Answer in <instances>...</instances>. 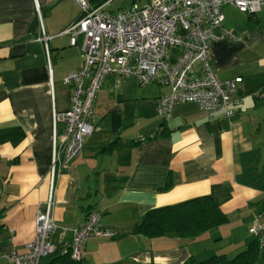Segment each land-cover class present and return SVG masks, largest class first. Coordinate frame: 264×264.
<instances>
[{
	"label": "crops",
	"instance_id": "crops-1",
	"mask_svg": "<svg viewBox=\"0 0 264 264\" xmlns=\"http://www.w3.org/2000/svg\"><path fill=\"white\" fill-rule=\"evenodd\" d=\"M37 1L52 37L51 75L35 41L34 0H0V264H10L12 252L29 251L35 216L51 190L53 220L67 231L63 243H70L71 231L90 213L103 230L115 233L114 239L86 241L82 264L232 259L254 239L251 228L259 225L264 236V9L249 16L225 7L223 29L237 40L218 38L211 46L217 80L242 79L241 104L232 118H209L196 105L184 104L162 122L155 104L167 88L158 81L140 87L133 78L107 77L92 112L95 131L52 183V114L70 108L73 90L62 80L82 67L79 45L70 46L62 32L80 18L81 9L75 0ZM106 3L108 10L114 0ZM215 35L220 37L219 31ZM63 128L57 125L58 136ZM114 141L116 147L101 151ZM168 180L170 188L163 191ZM203 197L214 200L227 224L193 239L134 233L148 212ZM55 243L60 252L57 238Z\"/></svg>",
	"mask_w": 264,
	"mask_h": 264
},
{
	"label": "built area",
	"instance_id": "built-area-1",
	"mask_svg": "<svg viewBox=\"0 0 264 264\" xmlns=\"http://www.w3.org/2000/svg\"><path fill=\"white\" fill-rule=\"evenodd\" d=\"M57 0H45L51 5ZM81 9L80 18L62 35L70 37V46L79 45L82 67L64 76L62 82L71 87L70 108L53 112V150L50 179L65 170L83 150L85 139L95 131L92 112L104 80L113 76L119 82L133 78L140 87L154 81L168 89L157 100L155 112L162 122L172 117L177 105L194 104L209 118L221 115L230 119L241 104L237 97L236 78L220 83L211 65L212 43L220 39L237 40L223 29L222 10L232 7L253 16L264 9V0H151L143 5L133 3L125 10L110 12L107 3L92 6L75 0ZM38 36L51 75L52 55L43 22L42 6L34 0ZM219 31L220 37L215 35ZM64 126L60 136L57 125ZM145 141V138L142 139ZM53 193H49L43 211L35 216V236L25 254L12 252L10 264H41L59 248L74 262L83 260L82 246L93 237L114 239L115 233L103 230L99 217L90 213L85 224L71 231L70 243H63L66 229L58 228L52 216ZM259 225L250 229L259 237Z\"/></svg>",
	"mask_w": 264,
	"mask_h": 264
},
{
	"label": "trees",
	"instance_id": "trees-1",
	"mask_svg": "<svg viewBox=\"0 0 264 264\" xmlns=\"http://www.w3.org/2000/svg\"><path fill=\"white\" fill-rule=\"evenodd\" d=\"M108 0H97L102 5ZM37 25V23H36ZM149 138H145L148 141ZM117 141L105 146L101 151L116 147ZM170 188L169 180L163 191ZM228 218L222 213L211 197L193 199L181 204L154 209L148 212L135 227L134 233L148 239L174 236L180 239L197 238L206 232L227 224ZM254 237V236H253ZM47 264H82L74 262L67 253L56 251ZM264 262V236L254 237L246 249L232 259L225 255H215L209 259L192 264H259Z\"/></svg>",
	"mask_w": 264,
	"mask_h": 264
},
{
	"label": "rangeland",
	"instance_id": "rangeland-1",
	"mask_svg": "<svg viewBox=\"0 0 264 264\" xmlns=\"http://www.w3.org/2000/svg\"><path fill=\"white\" fill-rule=\"evenodd\" d=\"M151 1V0H148ZM92 6H98L96 3L90 2ZM133 3H137L139 5H143L146 3V0H114V3L111 4L108 11L117 12L118 10H125L133 5Z\"/></svg>",
	"mask_w": 264,
	"mask_h": 264
}]
</instances>
